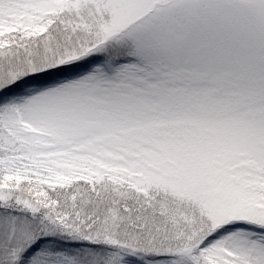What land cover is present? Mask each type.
<instances>
[{"label": "snow or ice", "instance_id": "snow-or-ice-1", "mask_svg": "<svg viewBox=\"0 0 264 264\" xmlns=\"http://www.w3.org/2000/svg\"><path fill=\"white\" fill-rule=\"evenodd\" d=\"M0 264H264V0H0Z\"/></svg>", "mask_w": 264, "mask_h": 264}]
</instances>
